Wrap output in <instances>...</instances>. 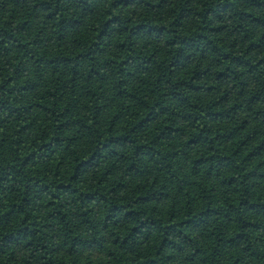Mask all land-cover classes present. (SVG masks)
Listing matches in <instances>:
<instances>
[{
	"label": "trees",
	"instance_id": "obj_1",
	"mask_svg": "<svg viewBox=\"0 0 264 264\" xmlns=\"http://www.w3.org/2000/svg\"><path fill=\"white\" fill-rule=\"evenodd\" d=\"M0 264H264V0H0Z\"/></svg>",
	"mask_w": 264,
	"mask_h": 264
}]
</instances>
